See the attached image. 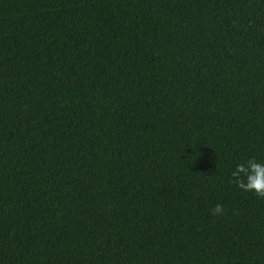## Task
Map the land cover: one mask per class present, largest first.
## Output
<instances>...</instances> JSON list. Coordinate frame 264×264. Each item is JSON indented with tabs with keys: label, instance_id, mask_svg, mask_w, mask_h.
<instances>
[{
	"label": "trees",
	"instance_id": "16d2710c",
	"mask_svg": "<svg viewBox=\"0 0 264 264\" xmlns=\"http://www.w3.org/2000/svg\"><path fill=\"white\" fill-rule=\"evenodd\" d=\"M249 157L264 0H0V264H264Z\"/></svg>",
	"mask_w": 264,
	"mask_h": 264
},
{
	"label": "clouds",
	"instance_id": "9594fccd",
	"mask_svg": "<svg viewBox=\"0 0 264 264\" xmlns=\"http://www.w3.org/2000/svg\"><path fill=\"white\" fill-rule=\"evenodd\" d=\"M232 182L245 192L254 193L264 198V161L249 157L246 161L237 163L231 173ZM213 215H223L221 205L212 209Z\"/></svg>",
	"mask_w": 264,
	"mask_h": 264
}]
</instances>
